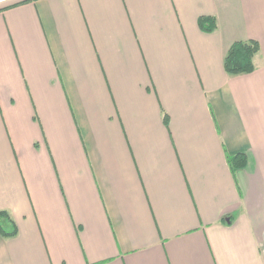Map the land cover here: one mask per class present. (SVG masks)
I'll list each match as a JSON object with an SVG mask.
<instances>
[{"label":"crops","instance_id":"obj_1","mask_svg":"<svg viewBox=\"0 0 264 264\" xmlns=\"http://www.w3.org/2000/svg\"><path fill=\"white\" fill-rule=\"evenodd\" d=\"M0 210V264H264V0H0Z\"/></svg>","mask_w":264,"mask_h":264},{"label":"trees","instance_id":"obj_2","mask_svg":"<svg viewBox=\"0 0 264 264\" xmlns=\"http://www.w3.org/2000/svg\"><path fill=\"white\" fill-rule=\"evenodd\" d=\"M200 27L207 32L217 28L215 17H201ZM260 50L256 40L236 41L227 50L224 56V68L228 75L238 76L250 74L256 69L255 56ZM164 123L169 124L168 115L164 114ZM229 164L232 171L242 169L247 165V157L244 153L229 156ZM0 235L5 238H13L18 235V227L9 212L0 210Z\"/></svg>","mask_w":264,"mask_h":264}]
</instances>
